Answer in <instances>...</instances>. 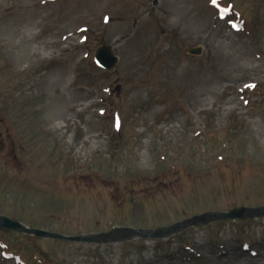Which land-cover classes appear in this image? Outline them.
<instances>
[{"label": "rangeland", "instance_id": "obj_1", "mask_svg": "<svg viewBox=\"0 0 264 264\" xmlns=\"http://www.w3.org/2000/svg\"><path fill=\"white\" fill-rule=\"evenodd\" d=\"M242 208H264V0H0V215L114 240L0 229V264H264V216L220 218Z\"/></svg>", "mask_w": 264, "mask_h": 264}, {"label": "water", "instance_id": "obj_2", "mask_svg": "<svg viewBox=\"0 0 264 264\" xmlns=\"http://www.w3.org/2000/svg\"><path fill=\"white\" fill-rule=\"evenodd\" d=\"M200 53L196 52V54ZM97 61L99 64L107 69H112L115 64H116V59H114L111 55V51L109 48L104 49L100 56L98 57ZM260 216H264V208L260 210H255V209H238L234 210L228 214H221L220 218H223L224 220L232 219V220H245V219H250L257 217L259 218ZM209 217V214H206L204 216H199L196 218V223L205 221ZM195 223V224H196ZM0 227L3 229H10V230H17L25 234H32L37 237H45V238H51V239H58V240H66V241H71V242H92V243H111L114 242L111 238H108L107 236H96L93 238H87L84 236L81 237H63V236H57L49 232H45L42 230H36V229H29L25 228L23 225H21L18 222H14L6 217H1L0 216ZM132 233L135 235L143 236L145 238H161L164 235V232H147V231H138V230H132ZM166 233V232H165ZM110 237V236H109Z\"/></svg>", "mask_w": 264, "mask_h": 264}]
</instances>
